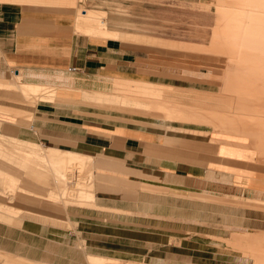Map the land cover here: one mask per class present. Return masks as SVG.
<instances>
[{
    "label": "crops",
    "instance_id": "obj_1",
    "mask_svg": "<svg viewBox=\"0 0 264 264\" xmlns=\"http://www.w3.org/2000/svg\"><path fill=\"white\" fill-rule=\"evenodd\" d=\"M81 4L0 0V264H57L31 259L32 239L44 240L47 226L64 230L69 223H107V207L123 208L126 199L144 198L142 191L156 192L154 187L169 194L187 192L209 171L177 165L173 154L155 146L163 144L156 139L164 133L175 136L167 130L172 123L157 124L164 131L157 130L146 126L154 124L149 119L132 118L139 123L132 124L109 112L156 113L147 99L127 104L124 93L112 91L113 84L122 89L127 81L155 83L151 73L170 75L160 69L171 66L155 54L147 59L126 47L154 53L155 45L103 38L79 25L77 17L92 11L89 15L107 20L104 32L137 34ZM104 110L106 114L99 113ZM188 125L180 126L192 129ZM65 153L72 159L87 157L88 163L70 162L60 173ZM215 169L210 171L218 178L223 172ZM69 205L72 219L67 217ZM44 249L46 257L51 251Z\"/></svg>",
    "mask_w": 264,
    "mask_h": 264
},
{
    "label": "rangeland",
    "instance_id": "obj_2",
    "mask_svg": "<svg viewBox=\"0 0 264 264\" xmlns=\"http://www.w3.org/2000/svg\"><path fill=\"white\" fill-rule=\"evenodd\" d=\"M80 1L81 9L105 12L108 20L122 22L120 29L141 34L149 38L150 46L155 45L158 48L153 53L144 48L126 46L139 57L148 59L150 53L155 54L154 56L159 57L162 62L169 64L171 70L182 72L178 75L151 73L150 79L155 82L151 85L219 94L223 70H231L232 64L217 62L213 55L185 51L184 47L185 44L210 47L214 29L227 25L225 16L217 13L216 9L227 7L229 0ZM223 40H228V37L223 36ZM161 69L166 72L167 68ZM122 87L123 90L129 89L127 85ZM170 101L180 102L181 106L197 105L191 97L180 98L178 94ZM110 111L114 116L128 118L113 120L139 124L131 119L146 118L154 123L146 126L157 130H162L157 124L172 123L175 127L167 125V128L177 132V138L188 139L192 145L206 146L211 142L208 135L210 132L214 133L213 129L208 130L209 133L206 132L207 128L204 126L190 124L187 127L192 129H188L181 127L183 123L180 122H164L158 119L164 118V112L157 109L150 117ZM99 113L106 114L107 110ZM197 152L200 155L207 154L203 150ZM186 164L193 167L194 171L205 168L195 163L177 161V165ZM209 172L211 171L209 170L199 183H192L187 192L169 194L167 189H164L167 193L142 191L144 198L126 199L127 206L123 208L107 207L110 209L107 211V223H69V228L64 230L47 226L48 230L42 231L46 235L44 240L40 241L35 237L32 239L31 259H48L57 264H87L85 254H91L110 258L117 264H249L248 259L241 256V252L232 248L226 240H247L250 233L264 230V212L245 206L250 204L249 199L245 197H254L256 194L245 191V197L234 195L238 193L235 186L243 184L233 175L238 170H222L223 173L218 175V178H215L214 174L210 176ZM260 179L256 183L260 188H264V178ZM133 194L138 193L134 191ZM194 195L195 197H191ZM72 210L69 205V219L75 217ZM33 232L38 233V230L33 228ZM44 246L49 247L51 251L47 250L46 257L42 254Z\"/></svg>",
    "mask_w": 264,
    "mask_h": 264
},
{
    "label": "bare ground",
    "instance_id": "obj_3",
    "mask_svg": "<svg viewBox=\"0 0 264 264\" xmlns=\"http://www.w3.org/2000/svg\"><path fill=\"white\" fill-rule=\"evenodd\" d=\"M228 3L227 7H217L216 9L217 13L225 16L227 25L214 29L212 37L210 36V47L193 44L188 46L185 44L186 47H184L185 51L200 53V55H213L217 62L232 64L231 70L225 68L223 70V79L218 95L189 91L184 88H160L143 80L123 82L129 87L124 90L114 87L116 84L114 83L112 91L124 93L125 98L129 101L127 104L134 102L136 105L140 98H146L149 101V108L164 112L166 121L204 126L207 128L206 132L213 129L214 133L210 132L208 135L211 142L206 146L192 145V143L183 141L176 136H168L165 133L156 139L160 142L164 141L163 144L155 146L173 154L177 161L188 164L195 163L205 167L206 170H216V166L220 170H238L233 175L236 176L238 182L243 184L235 186L238 193L234 195L240 198L245 197L243 195L245 191L256 194L254 197H245L250 202L245 206L264 212V188H260L256 183L257 180H261L260 178H264V0H229ZM90 13L77 17L79 22H82L79 25L84 24V28L86 27L88 31L95 34L100 33L104 36L103 38L149 43V38L138 33L126 34L108 30L104 32L103 28L107 20L103 15H89ZM223 36H227L228 40H223ZM166 72L174 75L182 73L171 69ZM53 90L55 91L54 88ZM68 90L70 91V89ZM54 91L52 93L55 94ZM79 91L81 90L79 89ZM177 94L180 98L191 97L197 105L181 106L180 102L170 101ZM162 130L164 131V129ZM167 130L174 134L177 133L171 129ZM198 131L201 130L198 129ZM181 150L184 151L181 152ZM200 150L204 152L210 150V154L207 152L209 156L198 154L197 151ZM211 154L212 156H210ZM73 161L86 166L88 158L79 156L72 159L70 154L65 153L63 154L62 170L59 168V172L61 173L66 165ZM208 174L213 175L212 172ZM57 175L59 176V174ZM142 188L151 189L150 186ZM154 189L157 193H167L164 189ZM191 197H195V195ZM226 242L232 248L240 251L241 256L248 259L249 264H264V230L250 233L247 240L241 238L239 242L230 240H226ZM85 258L87 264H117L114 260L99 256L86 255Z\"/></svg>",
    "mask_w": 264,
    "mask_h": 264
}]
</instances>
